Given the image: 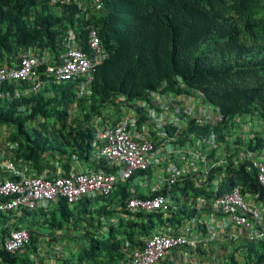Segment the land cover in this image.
<instances>
[{
	"label": "trees",
	"instance_id": "obj_1",
	"mask_svg": "<svg viewBox=\"0 0 264 264\" xmlns=\"http://www.w3.org/2000/svg\"><path fill=\"white\" fill-rule=\"evenodd\" d=\"M74 1L0 0V68H16L22 54L44 50L50 54L48 66L55 67L68 47L70 33L81 51L93 54L87 45L92 30L106 55L93 69V80L81 97L80 80L57 83L48 77L45 66L37 69L39 80L45 82L38 92L30 91L29 82L0 85L1 92L9 95L0 99V162L11 161L26 175L47 178L83 170L113 172L99 152L98 122L101 126L117 120L120 98L126 103L150 101L148 93L159 85L167 93L157 98L171 112L176 111L171 99L197 93L224 114L218 130L232 128L238 146L264 152V0H101L95 6L88 0ZM208 132V127L191 122L184 133L203 140ZM233 163L227 164V174L216 186L220 194L239 185L244 193L258 194L264 201L250 163L242 161L236 167ZM119 188L117 198H82L73 205L76 216L64 200L54 203L57 209L34 212L50 218L40 225L46 229L62 231L56 212L72 223L89 220L90 225L73 238L79 239L77 262L117 264L125 258L124 248L142 247L162 228L182 221L179 210L128 213L126 200L132 194ZM190 189L194 196L203 193L187 181L166 195L174 201ZM94 202L100 206L95 208ZM27 223L29 242L14 254L4 250L3 240L16 225L0 229V264H44L39 251L42 233L37 223ZM71 229L74 226L59 235L71 238L75 234ZM47 241L55 239L46 235ZM232 248L244 256L243 263L222 253L223 260L217 264H264V239ZM60 259V264H73Z\"/></svg>",
	"mask_w": 264,
	"mask_h": 264
},
{
	"label": "built area",
	"instance_id": "obj_2",
	"mask_svg": "<svg viewBox=\"0 0 264 264\" xmlns=\"http://www.w3.org/2000/svg\"><path fill=\"white\" fill-rule=\"evenodd\" d=\"M91 1L96 3L99 0ZM66 42L68 47L59 65L48 66L50 58L47 52L36 55L26 52L21 56L17 68L0 69V85L5 82H29L31 90L37 91L42 85L37 69L45 66L47 75L53 76L56 81L80 80L81 92L85 93L92 82L95 65L105 59L100 39L95 31L90 32L87 43L94 53L92 59L76 48L70 37ZM163 88L148 94L150 101H130L129 105L134 108H130L120 98L117 101L120 111L117 122L114 124L109 121L98 129L96 137L101 143L100 155L116 168L115 173L98 171L59 175L52 179L32 178L22 175L9 163L5 168L11 173V178L0 180V213L43 207L59 199L74 204L84 196L107 195L117 183L129 180L135 173L154 166L164 169L163 175H156L157 179L151 184L149 194H133L126 200L127 212L167 213L182 210L180 206L176 208L175 201L163 192L183 188V182L187 179L197 188L209 185L216 187L220 181V174L216 171L227 162L230 154L224 147H218L216 140L219 133L212 130L223 121V115L218 109L189 95H179L170 100L176 103V111L173 113L157 98L166 94L159 93ZM4 96L0 86V99ZM191 122L211 129L203 140L198 139L195 146L191 143L194 135H182ZM260 157V160L249 161V169H254L258 185L264 191V157ZM214 196L206 197L208 199L203 198L205 196H188L186 206L197 211L189 219V224L180 227L178 231L167 228L166 232L170 234H159L146 240L143 248L130 251L126 261L121 264H154L174 248L195 249L198 243L202 244V249H206L211 241H251L264 237V203L258 194L248 200L251 204L239 189ZM202 209L208 212L198 216ZM28 242V231L21 228L12 230L5 237L3 247L8 253L14 254ZM189 261L192 264L198 263L195 256Z\"/></svg>",
	"mask_w": 264,
	"mask_h": 264
},
{
	"label": "clouds",
	"instance_id": "obj_3",
	"mask_svg": "<svg viewBox=\"0 0 264 264\" xmlns=\"http://www.w3.org/2000/svg\"><path fill=\"white\" fill-rule=\"evenodd\" d=\"M54 2H57V1H60V0H53ZM65 1H67V2H69L70 0H65ZM77 1L78 0H75L74 1V3H77ZM93 6H95V5H98L99 3H100V1L101 0H99L98 2H96V3H94V2H92L91 0H88ZM84 9V8H83ZM93 31V30H92ZM96 32V31H95ZM96 34H97V32H96ZM98 35V34H97ZM71 38V39H73V41H74V46L76 47V48H78V46H76V43H75V40H74V38L72 37V34L70 33L69 34V36H68V38ZM99 37V36H98ZM67 38V39H68ZM100 39V38H99ZM88 40V39H87ZM100 42H101V40H100ZM87 45H88V43H87ZM89 46V45H88ZM90 48V47H89ZM101 48H102V50H103V47H102V43H101ZM79 49V48H78ZM80 50V49H79ZM90 50H91V48H90ZM81 51V50H80ZM92 51V50H91ZM29 52V51H28ZM31 52V51H30ZM42 52H47L48 53V55H49V58H50V54H49V52L47 51V50H44V51H41V53ZM66 52V51H65ZM82 53H84L83 51H81ZM93 52V51H92ZM103 52H104V50H103ZM37 54H40V53H37ZM65 54V53H64ZM63 54V55H64ZM85 54V53H84ZM105 54V53H104ZM23 55V54H22ZM21 55V56H22ZM36 55V54H35ZM88 58H90V59H92L93 57H94V53L93 54H90V55H87V54H85ZM21 56H20V58H21ZM93 56V57H92ZM63 57V56H62ZM105 58H106V55H105ZM62 59V58H61ZM105 60V59H104ZM19 62H20V59H19ZM60 62H61V60H60ZM50 63V62H49ZM102 63V62H101ZM101 63H99V64H101ZM60 64V63H59ZM58 64V65H59ZM99 64H96L95 66H97V65H99ZM18 67V66H17ZM16 67V68H17ZM5 69H14V67H11V68H7V67H4ZM95 68V67H94ZM0 69H3V68H0ZM93 75V74H92ZM48 77H50L51 79H53L55 82H57V83H60V82H65V81H56L55 80V78L53 77V76H48ZM93 80V79H92ZM77 81V80H76ZM44 84H45V82H42V85H41V87H40V89L39 90H37V91H32L31 90V88H30V91H32V92H38V91H40L43 87H44ZM47 84H49V82L47 83ZM77 86H78V91H79V97H81L82 95H84V94H86V91H85V93H82L81 92V84H80V81L77 83ZM163 85H159L154 91H150L148 94H150V93H153V92H157L158 90H159V88H161ZM165 88H163V90L161 91V92H159V93H161V94H163V93H167V92H163V91H165L164 90ZM170 89H172V88H170ZM168 92H170V91H168ZM5 95V94H4ZM192 95H194L193 97L195 98V99H197V100H199V101H201L202 103H204V104H206V105H208V106H210V107H212V108H215V109H218L219 110V112L222 114V112L220 111V109L218 108V107H216V106H213V105H210V104H208L207 102H205L204 101V99L202 98V97H200L197 93H195V94H192ZM6 97H8L9 98V95H5ZM4 96V97H5ZM15 96L17 97L18 96V94L16 93L15 94ZM182 96H188V95H182ZM197 98H196V97ZM3 99V98H2ZM134 100H137V99H134ZM132 101V100H131ZM127 105H129V103H127ZM129 107H131V105H129ZM113 108H109L108 109V112H110V114L112 115V110ZM119 110V109H118ZM223 115V120H224V114H222ZM118 117H119V115H118ZM111 122H113L114 124L117 122V120L115 121V120H111ZM105 125V124H104ZM104 125H101V126H104ZM190 125V124H189ZM188 125V126H189ZM100 126V123L98 122V126H97V131H98V129L101 127ZM227 126H230L229 124L227 125ZM219 127V126H218ZM218 127H213L212 128V130L215 132V133H219V135H218V137H217V145H218V147L219 148H221V147H224V149L226 150V151H229L230 152V154H229V156L227 157V162L225 163V164H223V165H221L219 168H218V170L216 171V173H218V174H220V181H221V179L222 178H224L225 176H226V174H227V164H229V163H232V160H234V163H233V165H234V167H236V165L238 164V163H240V162H242V161H248V163H250L249 161V159H248V157H249V153H245L244 151H242V150H240V149H234V148H232V137H233V131H234V129H232V128H225V129H222V130H218ZM211 129H209V131H210ZM186 131V129H184L183 130V133H182V135L183 136H191V135H193V134H191V135H186L184 132ZM97 135V134H96ZM238 135V134H237ZM237 135H236V138H237ZM195 136V135H194ZM205 136H207V134L205 135ZM229 138H230V141H229ZM236 138H233L234 139V141H236ZM96 139H97V137H96ZM194 139H197V141H198V138H197V136H195V138H192V140H191V143L193 142V140ZM196 141V142H197ZM186 144H187V146H189V143L188 142H185ZM219 144L221 145V146H219ZM196 145V144H195ZM192 146H194L193 144H192ZM99 152H100V150H99ZM253 154H255V155H258L259 157L260 156H262V157H264V152L263 153H256V152H252ZM103 158V157H102ZM261 158V157H260ZM105 159V158H104ZM242 159V160H241ZM107 160V159H106ZM108 161V160H107ZM109 162V164L110 165H112L111 163H110V161H108ZM9 163H11L12 165H13V167L16 169V170H18V171H20V173L22 174V175H25V176H27V177H38V178H40V177H45V178H47L45 175H42V176H37V175H26V174H24L20 169H18L14 164H13V162H11V161H6V162H0V171L1 170H3V171H7L6 170V168H5V165H7V164H9ZM112 167L114 168V171L113 172H108V173H115V171H116V168L112 165ZM150 169H155V166L153 167V168H150ZM150 169H147V170H145V171H140V172H137V173H135L134 174V176L132 177V178H130L129 180L130 181H134L136 178H138V177H143V176H146L147 174V172L150 170ZM98 171H105V170H98ZM98 171H95V170H92V171H87V170H83V171H80V172H78V173H75V174H82V173H87V174H90V173H93V172H98ZM8 173H10L9 171H7ZM105 172H107V171H105ZM73 173V172H72ZM71 174V173H70ZM70 174H68V175H70ZM60 176H65V175H62V174H59ZM59 175H57V176H59ZM68 175H66V176H68ZM157 176H158V174H156ZM57 176H54V177H57ZM54 177H51V178H47V179H52V178H54ZM9 178H11V173H10V175H8L7 177H2V178H0V180H5V179H9ZM257 178V177H256ZM211 180V179H210ZM209 180V181H210ZM127 181V180H126ZM187 181H191L190 179L188 180H185V182H187ZM219 181V182H220ZM125 182V181H124ZM124 182H119V183H117L115 186H114V188L112 189V191L115 189V187L116 186H119V185H123V183ZM218 182V183H219ZM184 183V182H183ZM258 183V182H257ZM152 184V183H151ZM151 184H148L147 185V193H144V192H140V191H138L137 189H135V188H133L132 190H133V192L131 191H127L124 187H122V188H124L125 189V191H127V192H129V193H131L132 195L136 192V193H139V194H141L142 196L143 195H146V194H149V189H150V186H151ZM218 185V184H217ZM194 187H195V185H194ZM196 189H203V192H204V189H206V188H208L209 189V192H208V194H204V193H202V195H199V196H205V197H203V198H206V197H208V198H211V197H215L214 195H218V196H220V195H222V194H224V193H226V192H224V193H221L220 194V192H219V189H217V187H212L211 185H209L208 187H206V188H197V187H195ZM175 189H177V188H172L171 190H175ZM235 189H239V190H241V192H242V195H244V198H245V200L246 201H248V200H251V197L253 196V195H256V194H251V193H244L243 191H244V188L242 187V186H236V188ZM119 190H120V188H119ZM112 191L109 193V194H107V195H101V196H105V197H110V195H111V193H112ZM233 191V190H232ZM229 192H231V191H229ZM163 194L164 195H166V192L164 191L163 192ZM192 196H193V198L194 197H199V196H194V194L192 193L191 194ZM97 196V195H96ZM95 196V197H96ZM181 196V195H180ZM188 196H189V192L188 193H186V195L183 197V196H181V198H182V200H179V197H176V200H174L175 201V204H176V206H180V207H182L181 209L182 210H180V209H178L179 211H181V213H182V215H181V218H182V221H181V224L180 225H177V226H172V225H168L166 228H162L161 229V231H159V232H157L156 234H154L153 236H155V235H159V234H170V232H166V229L167 228H171L172 230H175V231H178L179 230V228L180 227H183V226H185V224H189V219L192 217V216H194V215H196L197 214V211H192V210H190L187 206H186V204H187V200H188ZM259 196V195H258ZM84 197H87V196H84ZM84 197H82V198H84ZM119 197V196H118ZM81 198V199H82ZM92 198H94V197H92ZM208 198H206V199H208ZM260 199V198H259ZM59 200H63V199H59ZM58 201V200H57ZM57 201H52L51 203H48V204H46L45 206H43V207H38V208H34V209H17V210H13V211H9V212H7V213H3V215H9V218H10V220H13L14 219V217H17L18 215H19V212H24V211H26V212H28V213H31V212H34V211H36V210H38V209H45L46 210V208L47 207H49V206H51V204H53V203H55V202H57ZM65 201V200H64ZM80 201V200H79ZM79 201L77 202V203H74V204H78L79 203ZM173 201V200H172ZM260 201H262L263 203H264V201L263 200H261L260 199ZM65 203L66 204H69V203H67L66 201H65ZM74 204H72V205H74ZM208 212V210H206V209H202V212H199L198 213V216H201V215H204L205 213H207ZM9 213V214H8ZM10 213H14L15 215H10ZM129 213V212H128ZM131 214V213H130ZM135 214V213H134ZM23 215H25L24 213H23ZM26 216V215H25ZM18 218V217H17ZM16 221H21V219L19 220V218L18 219H16ZM24 223H21V224H16V229H14V230H18V229H21V228H24V225H28V223L24 220L23 221ZM13 225H15L14 224V222H13ZM24 229H26L27 231H28V226L26 227V228H24ZM28 234H29V231H28ZM201 235V234H200ZM72 238H74L75 236H77L76 234H72ZM153 236H151V237H149L148 239H150V238H152ZM45 237H46V235L44 236V239H45ZM202 237V236H201ZM66 238V237H65ZM148 239H146V240H148ZM262 239H264V237L262 238ZM262 239H259V240H251V241H249V240H247V239H239V240H234V241H230V240H226V241H211V242H208V244H207V246H206V249H202V244L201 243H198L197 244V246H196V248L194 249V248H191V247H180V248H174V249H172V250H170L169 252H167L165 255H164V257H162L161 259H159L157 262H155L154 264H162L163 262H166V261H170V262H173L174 264H192L189 260L192 258V257H196L197 258V260H198V263L197 264H217V263H219V262H221L222 260H223V258H222V253H224V254H230V251L232 252V250H233V248H232V245H235V244H240L241 242H249V243H253V242H259L260 240H262ZM145 240V241H146ZM55 243V242H54ZM145 243V242H144ZM56 244V243H55ZM144 246V245H143ZM143 246L142 247H129V248H124V251H125V258L124 259H122V260H120L117 264H121V262H125L126 261V259H127V255H128V253L130 252V251H132V250H134V249H141V248H143ZM54 247H55V245H54ZM125 247H128L127 245L125 246ZM226 247V250H223L224 248ZM57 248H59L58 247V245L54 248V249H57ZM205 253V255H202L201 253ZM234 253V252H233ZM231 255V254H230ZM233 256V255H232ZM213 258V259H212ZM210 259H212L213 261H211ZM102 264H105V263H102Z\"/></svg>",
	"mask_w": 264,
	"mask_h": 264
},
{
	"label": "rangeland",
	"instance_id": "obj_4",
	"mask_svg": "<svg viewBox=\"0 0 264 264\" xmlns=\"http://www.w3.org/2000/svg\"><path fill=\"white\" fill-rule=\"evenodd\" d=\"M254 123H256V122H254ZM252 125L254 126L253 123H252ZM1 134L2 133L0 132V139L2 138ZM233 134L234 135L232 137V143H233L232 144V148L240 149V150L244 151L245 153H249V157H248L249 160H252V159L260 160L261 159L258 155L253 154L246 146H238L235 143L234 139H233V138H236V135H237L236 130L233 131ZM196 141H197V139H194L193 142H192V144L194 146L196 144ZM229 141H230V138H229ZM219 146H221V145L219 144ZM163 171H164V169H161V168H159V166H156L154 170L150 169L146 173L147 174L146 176L138 177L134 181L127 180V181H125L123 183V185H119V186L120 187H124L127 191H130V192L132 191L133 188H135V189H137L140 192L147 193L148 192L147 191V185L151 184V183H154L156 181V179H157L156 174H158V176L159 175H163ZM119 186L115 187V189L112 191V193L110 195V198H117L119 196ZM198 190H202L203 191V189H198ZM208 192H209V189L206 188V189H204L203 193L204 194H208ZM192 193L193 192L190 189L189 190V196H191ZM92 197H95V196H92ZM178 197H179V200H182L180 195ZM248 203L251 204L250 201H248ZM93 205H94L95 208H97L98 206H100V203L94 202ZM57 208H58V205L53 203V204H51V206L46 208V211L49 210V209H57ZM66 208L71 213L75 212V206H73L72 204H67ZM74 215L76 216L75 213H74ZM17 217L19 219H21V222H23L25 220L26 222H29V223H33V224L37 223L38 224V225L37 224H35V225L37 226V230L42 233L41 245H43L45 243L44 242V236L45 235H51L55 240L60 241L63 238H65V237H63L61 235L67 234L66 229L71 228V226H74V230L71 229L70 233L74 232L76 235H79V234H81L83 232V228L85 226L88 227L90 225L89 220H87L85 218H81L79 220V222L75 221L74 223H72V219L71 220L70 219L69 220H62V218H61V216H60V214L58 212H56V220L61 223V225L63 227L62 231L61 230H57V229H46V228L40 227V225H44V223L47 220L49 221L50 218L49 217H44L43 215H40V214H37V212H31L30 215H28L27 217L26 216L23 217V213L19 212V215ZM93 217H94V219L97 218L95 213H93ZM13 222H14L13 220H10L9 215L5 214V215L0 216V229L2 227H4L5 225H7L9 223H13ZM26 227H27V225H24V228H26ZM200 232H202V231H200ZM59 234H61V235H59ZM68 241L70 242L71 239L69 238ZM75 242L78 243L79 239L75 238ZM60 245H62V244H60ZM58 247H59V245H58ZM40 249H41V247H40ZM41 252H42V250H41ZM58 252L61 253V251H59V250H58ZM52 253L53 252H50L49 256L52 257V255H53ZM57 254H58L57 251L56 252L54 251V256L55 257L57 256ZM230 254L233 255L237 260H239L240 262L243 263L244 256L241 255L239 252L233 253V252L230 251ZM60 257H62V256H60ZM56 260H59V263H61V261H62V259H58V258ZM49 261L50 260L46 259V263H48ZM52 262H53V260H52ZM164 264H168V263L165 262Z\"/></svg>",
	"mask_w": 264,
	"mask_h": 264
},
{
	"label": "crops",
	"instance_id": "obj_5",
	"mask_svg": "<svg viewBox=\"0 0 264 264\" xmlns=\"http://www.w3.org/2000/svg\"><path fill=\"white\" fill-rule=\"evenodd\" d=\"M8 175H10V173H8L7 171H3V170L0 171V178L7 177ZM13 221H14L15 225L24 223L21 221L18 222V221H16V219H13ZM10 224H13V223H10ZM68 239H69V237L63 238L60 241L55 240L56 244L53 241L52 242L47 241V243H44V245H40L41 249L39 251H40L41 255L43 256V258L45 259L44 264H60L59 262H57L58 260H56L57 258L60 259V256H62L63 258H66V259H70L73 264H90V263H85V262H82V263L77 262L76 258H78L80 249H79L77 243L75 242V239H73L71 237L70 238L71 243L68 241ZM60 244H62V245H60ZM54 245L55 246L59 245V248L53 249V248H55ZM41 250H42V252H41ZM57 250L61 251V253L57 252L58 254L55 257L54 251L56 252ZM50 252H53L52 253L53 258L51 256H49ZM30 257L33 259V257L31 255H30ZM46 259H48L50 261L48 263H46ZM52 260H53V262H52Z\"/></svg>",
	"mask_w": 264,
	"mask_h": 264
}]
</instances>
